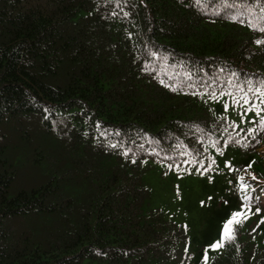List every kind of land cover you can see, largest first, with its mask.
<instances>
[{"label": "trees", "instance_id": "16d2710c", "mask_svg": "<svg viewBox=\"0 0 264 264\" xmlns=\"http://www.w3.org/2000/svg\"><path fill=\"white\" fill-rule=\"evenodd\" d=\"M261 29L264 0H0V264H264Z\"/></svg>", "mask_w": 264, "mask_h": 264}, {"label": "rangeland", "instance_id": "374dc122", "mask_svg": "<svg viewBox=\"0 0 264 264\" xmlns=\"http://www.w3.org/2000/svg\"><path fill=\"white\" fill-rule=\"evenodd\" d=\"M249 4V3H248ZM261 138L264 139V131L261 134ZM256 152H258L261 156L264 157V145L261 142H259V147L256 149ZM28 170L31 172L32 170L28 168ZM27 172V171H26ZM25 172V173H26ZM161 173H163V175L161 176ZM168 173L164 171V169L162 167H157L154 170L151 171V173L149 175H147L146 177V183L147 185L153 190L154 193V198L152 200V204L153 206H161L158 202H160V197H161V191L164 189V186H162L161 184L167 179L168 177ZM31 178V175H30ZM261 180H264V176H260L259 177ZM177 179H179V177L176 175L175 180L177 181ZM247 180H253V177H249L247 178ZM262 183L264 184V181H262ZM23 226V223L18 222L15 224L16 228H21ZM183 258L178 256L176 258L177 262H180ZM80 264H91L87 261L81 262Z\"/></svg>", "mask_w": 264, "mask_h": 264}, {"label": "snow or ice", "instance_id": "6c2138e0", "mask_svg": "<svg viewBox=\"0 0 264 264\" xmlns=\"http://www.w3.org/2000/svg\"><path fill=\"white\" fill-rule=\"evenodd\" d=\"M261 30L264 31V29H261ZM257 43H264V41H257ZM250 131H254V130H250ZM253 179H255V177H253ZM247 189H248V185L241 184V190L242 191L247 193ZM244 200L248 201L249 197L247 195H245ZM244 209H245L244 211L234 213L232 218L230 220H228L227 223L224 224L223 231L221 234V238L219 241H217L215 244H213L211 246L212 248L219 249V248L223 247L226 242H229V241L235 239L234 225L240 224L243 222V220H246L248 218V212L251 211V209L247 203L244 205ZM257 211H259V209H257ZM261 223H264V220H261Z\"/></svg>", "mask_w": 264, "mask_h": 264}, {"label": "clouds", "instance_id": "9594fccd", "mask_svg": "<svg viewBox=\"0 0 264 264\" xmlns=\"http://www.w3.org/2000/svg\"><path fill=\"white\" fill-rule=\"evenodd\" d=\"M262 140H264V139H262ZM259 147V142H258V146H257V148ZM264 181V180H263Z\"/></svg>", "mask_w": 264, "mask_h": 264}]
</instances>
